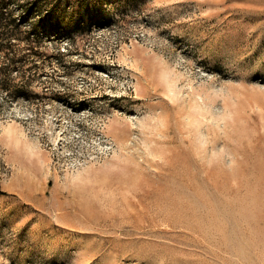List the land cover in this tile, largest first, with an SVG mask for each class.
Instances as JSON below:
<instances>
[{
	"label": "rangeland",
	"instance_id": "rangeland-1",
	"mask_svg": "<svg viewBox=\"0 0 264 264\" xmlns=\"http://www.w3.org/2000/svg\"><path fill=\"white\" fill-rule=\"evenodd\" d=\"M0 45V264H264V0H0Z\"/></svg>",
	"mask_w": 264,
	"mask_h": 264
},
{
	"label": "bare ground",
	"instance_id": "bare-ground-1",
	"mask_svg": "<svg viewBox=\"0 0 264 264\" xmlns=\"http://www.w3.org/2000/svg\"><path fill=\"white\" fill-rule=\"evenodd\" d=\"M92 97V96H91ZM63 107V106H62ZM89 107V106H88ZM79 109V108H78ZM83 109V108H82ZM62 110H64L65 111V109H62ZM70 110V109H69ZM86 110V109H85ZM93 110V109H92ZM81 111H83V110H81ZM80 111V112H81ZM90 111V110H89ZM94 111V110H93ZM75 113V112H74ZM79 113V112H78ZM82 113H84V112H82ZM92 113V112H91ZM57 114V113H56ZM55 114V115H56ZM60 114V113H59ZM76 114V113H75ZM93 114V113H92ZM63 115V114H62ZM85 115V114H84ZM31 116V115H30ZM88 116V115H87ZM92 116V115H91ZM63 117V116H62ZM65 117V116H64ZM76 117H77V115H76ZM84 117V116H83ZM89 117V116H88ZM79 118V117H78ZM82 118V117H81ZM63 119V118H62ZM76 119V118H75ZM58 120V119H57ZM83 120V119H82ZM82 120H79V121H82ZM64 121V120H63ZM71 121V120H70ZM85 121V120H84ZM45 122V121H44ZM47 122V121H46ZM65 122V121H64ZM73 122V121H72ZM100 122H102L103 123V121H100ZM99 123V122H98ZM102 123H101V125H102ZM47 124H52V128L54 129V127H53V123H51V120H50V123H48L47 122ZM69 124H70V122H69ZM63 125V124H62ZM66 124H64V126H65ZM44 126H45V124H44ZM55 126V125H54ZM61 126V125H60ZM70 126V125H69ZM69 126H68V128H69ZM99 126V125H98ZM103 126H105V125H103ZM42 127V126H41ZM59 127V126H58ZM72 127V126H71ZM74 127V126H73ZM80 127V126H79ZM44 128V127H43ZM49 128V127H48ZM51 128V127H50ZM63 128H65V127H63ZM75 128H77V127H75ZM100 128V127H99ZM6 129H8V127L6 128ZM5 129V130H6ZM67 128H65V130H66ZM98 129V128H97ZM44 131H45V129H43ZM48 130V129H47ZM73 130H75V129H73ZM50 131V130H49ZM52 131V130H51ZM56 131V130H55ZM80 131V130H79ZM81 131H83V130H81ZM88 131H90V130H88ZM95 131V130H94ZM93 131V132H94ZM101 131H103V130H101ZM54 132V131H53ZM70 132V131H69ZM76 132V131H75ZM86 132H87V130H86ZM92 132V131H91ZM90 132V133H91ZM97 132V131H96ZM9 133V132H8ZM7 133V135H9V134H11V133H9L8 134ZM40 133V132H39ZM83 133V132H82ZM98 133V132H97ZM86 134H88V133H86ZM96 134V133H95ZM101 134V133H100ZM12 136H13V133L11 134ZM11 135L9 136V137H11ZM45 135V134H44ZM47 135H50V134H47ZM47 135H45V136H47ZM68 135V137H69V134H67ZM93 135V134H92ZM92 135H91V137H92ZM105 135V134H104ZM51 136V135H50ZM74 136V135H73ZM83 136V135H82ZM93 136H95V135H93ZM98 136V135H97ZM101 135H99V137H98V147H97V149H96V151H94V152H92V153H87V155H83V154H81V153H79V151H77V150H75L74 151V149L72 148V146H71V148L69 147V146H66L67 144H66V140L68 139V138H66L67 136H66V133H64V129H62L61 127L59 128V130H58V132H57V135L55 136V139H54V141L52 142L53 143V146H52V149H53V159H52V162H53V164L52 165H54V167L55 168H58V170H60V171H62V173L64 172H66V173H68V172H76L77 170H79L81 167H83V166H85L86 164H88L89 162H92V161H97V160H100L102 157H104V156H106V155H108V154H110V152L114 149V145H115V143L111 140V139H108V137H106V138H104V137H100ZM107 136V135H106ZM71 137V136H70ZM78 137V136H77ZM88 137H90V136H88ZM47 138V137H46ZM97 138V137H96ZM52 139V137H50V140ZM70 139H72L73 140V138H70ZM81 139V138H80ZM83 139V138H82ZM81 139V140H82ZM17 140V139H16ZM49 140V141H50ZM78 140H79V138H78ZM89 140V139H88ZM97 140V139H96ZM18 141V140H17ZM16 141V142H17ZM74 142H76V141H74ZM85 142V141H84ZM93 143V142H92ZM82 144H84L83 142H82ZM75 145H76V143H75ZM77 145H79V144H77ZM81 145V144H80ZM87 145V144H86ZM89 145V144H88ZM93 145V144H92ZM92 145H90V147L92 146ZM94 145H95V143H94ZM82 146V145H81ZM79 146H77V148H78ZM86 147V146H85ZM89 147V146H88ZM94 147H96V146H94ZM30 148H32V147H30ZM76 148V147H75ZM83 148V147H82ZM32 150V149H31ZM80 150H81V148H80ZM83 150V149H82ZM90 150V149H89ZM91 151V150H90ZM30 154H31V152H30ZM92 164V163H91ZM54 169V168H53ZM79 177V176H78Z\"/></svg>",
	"mask_w": 264,
	"mask_h": 264
},
{
	"label": "trees",
	"instance_id": "trees-1",
	"mask_svg": "<svg viewBox=\"0 0 264 264\" xmlns=\"http://www.w3.org/2000/svg\"><path fill=\"white\" fill-rule=\"evenodd\" d=\"M2 48H3V46L0 45V49H2Z\"/></svg>",
	"mask_w": 264,
	"mask_h": 264
}]
</instances>
